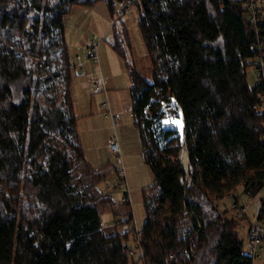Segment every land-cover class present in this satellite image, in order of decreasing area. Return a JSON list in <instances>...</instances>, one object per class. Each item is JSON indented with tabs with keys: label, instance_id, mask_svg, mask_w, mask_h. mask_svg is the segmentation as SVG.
I'll list each match as a JSON object with an SVG mask.
<instances>
[{
	"label": "trees",
	"instance_id": "trees-1",
	"mask_svg": "<svg viewBox=\"0 0 264 264\" xmlns=\"http://www.w3.org/2000/svg\"><path fill=\"white\" fill-rule=\"evenodd\" d=\"M98 1L0 0V264H254L221 200L239 185L249 198L264 191V81L249 80L264 55V5L255 25L245 0H105L111 12L138 7L153 66L149 79L131 62L119 18L112 47L155 177L137 256L123 220L103 228L99 206L112 195L98 189L77 128L65 13ZM169 110L182 127L164 126ZM82 166L90 180L79 187Z\"/></svg>",
	"mask_w": 264,
	"mask_h": 264
},
{
	"label": "rangeland",
	"instance_id": "rangeland-1",
	"mask_svg": "<svg viewBox=\"0 0 264 264\" xmlns=\"http://www.w3.org/2000/svg\"><path fill=\"white\" fill-rule=\"evenodd\" d=\"M62 8H67V4H63ZM122 9H125V14L121 16L120 10ZM139 16L140 12L138 7L131 3L125 8L122 3L117 2L114 12L110 11L105 0H99L92 6L74 4L71 9L65 13L66 41L69 47L71 63L73 65H70L73 73L75 68L80 67L77 65V55L85 52V49H79V46H83L84 43L86 44L88 41L92 44L94 41H103V39L104 45H111L114 36L113 24L120 18L125 21L129 30L132 48L128 49L127 53L131 62H135L139 70L147 78L151 79L153 66L140 30ZM120 19L117 23L121 22ZM253 61L257 62L258 57ZM126 73H129L128 69ZM257 76L256 65L253 64L249 67V80L251 85L254 86L257 83ZM92 95H94V118H91L88 113ZM96 96V93L91 94L90 92L83 95L80 94L81 99L79 102L81 104L80 112L82 116L80 118L78 117L77 128H79L80 140L85 151V161L90 169L99 176V178H97L98 189L107 191L112 195L113 201L111 204H107L106 202V204L99 206L103 228L110 234L114 230L115 221L124 220L125 215L132 209L137 227L142 229L147 218L144 204V190L154 182V174L143 157L140 135L134 124L132 113H123L117 116L115 128L113 119L108 115V110L102 108V101L98 100V96ZM163 123L164 126L182 127V119L174 110H169L163 119ZM91 124L97 127L94 136ZM116 131L119 136L120 145L122 146V158L113 151L107 150L105 145V138L109 135L111 136ZM185 154L186 152L182 154L183 162L185 165H188L189 162L185 159L187 158ZM83 166L78 170V173L81 172V178L80 176L78 178L79 187L90 180L87 179L88 175H86V173L88 174V172L83 170ZM124 167L125 172L123 177L125 178L123 179V184L120 185L119 179L120 176H122L120 174V169ZM234 193L236 195L241 194V202L245 204L246 211L248 212V217L244 221L241 220L232 209L230 214H234L240 219V224H242L241 227H239L240 237L245 244V251L249 253V226L251 222H256L258 220L260 208L258 203H256L255 207H251L249 204L251 198L244 195L241 189H235ZM126 197L130 202L128 206L124 204V202H128L124 200ZM232 199L231 196H227L221 200V208L229 209L234 202H232ZM123 207H125V209ZM122 210L124 212H121ZM133 227H135V224ZM119 229H123L120 224ZM262 243L264 246V240ZM137 264L141 263L138 262ZM255 264H264V247L260 251V256L255 259Z\"/></svg>",
	"mask_w": 264,
	"mask_h": 264
},
{
	"label": "crops",
	"instance_id": "crops-1",
	"mask_svg": "<svg viewBox=\"0 0 264 264\" xmlns=\"http://www.w3.org/2000/svg\"><path fill=\"white\" fill-rule=\"evenodd\" d=\"M103 41L101 40V44H100V48H101L100 57H101L102 71H103V74L106 80L107 92L93 90L90 84V77L93 73H95L98 70V68H97V65L93 63V61L91 60L86 61L83 68L78 67L74 69L73 96H74V102H75V111L78 117L80 118L82 116L80 112L81 104L79 102L81 99L80 94L83 95L87 92H90L91 94L96 93V95L98 96V97L96 96L97 99L102 101L101 102L102 108H106L108 110V115L113 119L114 126L116 128L117 116L123 113H129V112L132 113V102H131V95H130L131 78H130V74L126 73V70L128 68H127L125 60L116 53V51L112 47V43L111 45L110 44L104 45ZM90 43L91 42L89 41L86 42V44L84 43L83 47L86 48L87 46H89ZM121 58L124 61H122ZM91 97H92V100H91L88 113L91 116V118H94L95 117L94 109H93L94 95H92ZM107 99L109 101V105L105 106L103 105V102L106 101ZM110 110L114 112L115 116L111 115ZM133 121H134V118H133ZM91 127L93 129V136H94L95 132L97 131V127L94 124H91ZM78 133H79V128H78ZM79 137H80V134H79ZM109 137L110 135L105 138V141H106L105 145H106L107 150L113 151L108 145ZM241 187L242 186L239 185L237 188L241 189ZM230 196L233 198L232 202L235 201L236 194L233 192ZM262 197H264V191L257 194L255 197H252L249 200L250 206L255 207L256 203H258L259 208H260ZM249 244H250V233H248V245ZM244 250H245V247H244Z\"/></svg>",
	"mask_w": 264,
	"mask_h": 264
},
{
	"label": "built area",
	"instance_id": "built-area-1",
	"mask_svg": "<svg viewBox=\"0 0 264 264\" xmlns=\"http://www.w3.org/2000/svg\"><path fill=\"white\" fill-rule=\"evenodd\" d=\"M245 1H246V6L250 12V17L252 21L255 23V25H258L262 21V7L264 5L263 2L259 0H245ZM129 4L130 3L123 5V6L127 8ZM124 14H125V9L120 10V15L122 16ZM100 44H101V41L100 42L94 41L92 44H90L86 48L83 46H79V49L84 48L85 52L83 54L79 53L77 55V63H78L77 65L83 68L86 61L88 60L93 61V63L97 65L98 70L91 75L90 84L94 91L107 92L106 80H105V76L103 74L102 67H101ZM256 70L258 73L259 80L264 81V55L263 54L258 59V66ZM263 97H264V94H263ZM103 105L105 106L109 105L108 99L103 102ZM110 113L111 115L115 116L113 111L110 110ZM108 145L116 154H118L119 157L122 158L121 145H120V140H119V136L117 132H115L109 137ZM186 167L188 168V165H186ZM124 172H125V167L120 169V174L122 175L120 176V179H119L120 185L123 184V179L125 178L123 177ZM124 200L128 201V198L126 197ZM128 203L130 204L129 201ZM230 209L234 210L236 214L239 216V218L243 221L248 217L246 206L241 201H234ZM134 224H135V227H133ZM241 225L242 224H240V227ZM122 228L123 230L131 231L132 246L135 249L136 253L140 255L144 251L143 247L140 244V241L142 238V229H139L137 227V222L136 220H134L132 209H130L129 212L125 215V218L122 222ZM249 233H250V244H249L250 252L249 254L253 257L254 264H255V259L260 256V251L264 247L262 243L264 240V223L259 217L256 222H251L249 226Z\"/></svg>",
	"mask_w": 264,
	"mask_h": 264
},
{
	"label": "bare ground",
	"instance_id": "bare-ground-1",
	"mask_svg": "<svg viewBox=\"0 0 264 264\" xmlns=\"http://www.w3.org/2000/svg\"><path fill=\"white\" fill-rule=\"evenodd\" d=\"M185 152H186V151H185ZM185 156L187 157V152H186ZM185 159H187V160H188V157H187V158H185Z\"/></svg>",
	"mask_w": 264,
	"mask_h": 264
}]
</instances>
